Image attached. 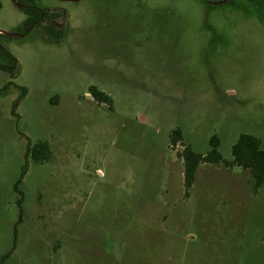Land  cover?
<instances>
[{"label": "rangeland", "instance_id": "rangeland-1", "mask_svg": "<svg viewBox=\"0 0 264 264\" xmlns=\"http://www.w3.org/2000/svg\"><path fill=\"white\" fill-rule=\"evenodd\" d=\"M0 48V264H264V186L202 165L187 198L180 157L264 149V0H0Z\"/></svg>", "mask_w": 264, "mask_h": 264}, {"label": "trees", "instance_id": "trees-1", "mask_svg": "<svg viewBox=\"0 0 264 264\" xmlns=\"http://www.w3.org/2000/svg\"><path fill=\"white\" fill-rule=\"evenodd\" d=\"M30 19L26 25V30L38 23L40 19H48L51 15L48 9H27L24 10ZM12 37V36H10ZM0 52L7 56L10 61L8 65L2 68L4 72L11 73L12 76L18 71V62L3 48H0ZM11 84L5 87V90L9 88ZM90 92L93 95L94 101L99 104H109L111 106L112 101L105 93L101 92L96 87H91ZM26 94V89L21 90V98ZM183 141V135L180 130L172 132L170 136V144L172 147L177 146ZM220 139L217 135H214L210 139V151L206 155L195 152L190 146H187L184 151L180 154V157L184 161V178H185V190L186 197L189 198L190 191L196 181V174L202 165L210 166H224L225 168L238 167L245 171L250 172L254 179V188L258 189L264 186V149L262 148L261 140L257 137L249 134H242L238 141L232 147V160L227 161L220 153ZM51 157L50 146L47 142H38L36 144H29L25 160L26 165L22 170L21 180L15 184V191L20 194L21 198L18 202L21 207L23 204V196L20 191V185L23 178L28 172L29 162L40 163L45 160H49ZM22 222V211L17 226ZM15 249V244L13 250ZM11 253L6 255L5 258L9 257Z\"/></svg>", "mask_w": 264, "mask_h": 264}]
</instances>
